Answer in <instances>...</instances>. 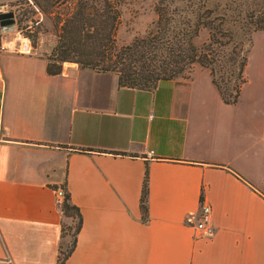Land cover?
Returning <instances> with one entry per match:
<instances>
[{
	"label": "crops",
	"instance_id": "crops-1",
	"mask_svg": "<svg viewBox=\"0 0 264 264\" xmlns=\"http://www.w3.org/2000/svg\"><path fill=\"white\" fill-rule=\"evenodd\" d=\"M255 47L263 67L264 31ZM45 66L0 50V264H56L55 188L81 221L64 264H264V147L240 141L234 108L245 84L225 105L206 71L130 89L113 72ZM200 197L210 238L184 223Z\"/></svg>",
	"mask_w": 264,
	"mask_h": 264
},
{
	"label": "trees",
	"instance_id": "trees-1",
	"mask_svg": "<svg viewBox=\"0 0 264 264\" xmlns=\"http://www.w3.org/2000/svg\"><path fill=\"white\" fill-rule=\"evenodd\" d=\"M164 1L159 0L154 7L153 30L117 53L112 45L116 17L108 0H0V31L4 28L1 16L25 5L31 16L40 13L51 17L55 44L44 58L48 76L58 75L62 64L71 63L80 69L113 72L120 87L146 89L159 81L186 78L184 74L196 65L207 72L221 102L235 104L245 83L243 71L252 35L264 31V0H220L221 7L215 4L210 8L204 0L202 5L189 8L190 19L183 26L168 17ZM3 8L10 12L2 13ZM201 31L206 38L196 45L194 39ZM146 184L145 170L138 203L142 222L146 220ZM59 212L65 219H76L69 245L62 249L59 242L56 264H64L74 248L81 221L65 192ZM63 237L60 225V240Z\"/></svg>",
	"mask_w": 264,
	"mask_h": 264
},
{
	"label": "rangeland",
	"instance_id": "rangeland-1",
	"mask_svg": "<svg viewBox=\"0 0 264 264\" xmlns=\"http://www.w3.org/2000/svg\"><path fill=\"white\" fill-rule=\"evenodd\" d=\"M111 12L116 17L113 35L114 52L117 53L124 46L130 44L135 38L145 36L154 28L156 16L154 7L159 0H108ZM204 0H165L167 13L170 19H175V23L183 26L188 22L189 16L187 11L191 7L202 5ZM218 4L222 6L220 0H208L207 7H214ZM11 11L13 14L14 23L11 29L7 32L0 31V45L5 42L14 41L15 50H25V41L29 46V54L46 58L50 49L55 44V32L51 25V17L36 13L31 16L29 8L21 5L20 8H14ZM2 13L10 12L8 8L1 9ZM60 12V11H59ZM37 20L35 24H31L29 20ZM190 19V18H189ZM18 20L21 23L18 24ZM25 26H27L25 28ZM26 34L31 37L26 38ZM254 34L252 35V39ZM206 38L205 32L201 31L194 39V44L199 45ZM252 43V41H251ZM26 44V43H25ZM251 49V48H250ZM249 49V53H250ZM247 54V62L243 71L245 80L244 90L241 95L238 106L234 107L239 116L244 118V125L240 126V141L244 139L249 146L254 149H261L264 145V133L260 130L258 122L264 119V66L259 63L257 47L253 52ZM264 61V60H263ZM196 71V76L200 80H206L205 70L194 65L189 73H185V77ZM247 82V83H246ZM242 85V86H243ZM241 86V88H242ZM240 125V124H239ZM244 134V136L242 135ZM55 206L59 209L60 206ZM76 219L63 218L60 222L64 229V237L60 242L64 245L62 249L67 247L70 242L71 233L73 231Z\"/></svg>",
	"mask_w": 264,
	"mask_h": 264
},
{
	"label": "built area",
	"instance_id": "built-area-1",
	"mask_svg": "<svg viewBox=\"0 0 264 264\" xmlns=\"http://www.w3.org/2000/svg\"><path fill=\"white\" fill-rule=\"evenodd\" d=\"M25 41L23 44L26 48L25 50L19 51L15 50L14 41L5 42L4 45H0V50H7L10 52H20L29 54V46L27 44L26 39H22ZM264 147V145H263ZM55 203L60 206L64 199V190L62 188H55L53 190ZM184 223L192 229L194 234L198 237L202 238H210L214 233V227L211 221V210L210 206L203 202L202 198L199 201L198 209L196 212L187 214L184 218Z\"/></svg>",
	"mask_w": 264,
	"mask_h": 264
},
{
	"label": "water",
	"instance_id": "water-1",
	"mask_svg": "<svg viewBox=\"0 0 264 264\" xmlns=\"http://www.w3.org/2000/svg\"><path fill=\"white\" fill-rule=\"evenodd\" d=\"M1 18L4 19V21L2 22V25L4 26L2 31L3 32L9 31L13 25L12 14H3Z\"/></svg>",
	"mask_w": 264,
	"mask_h": 264
}]
</instances>
